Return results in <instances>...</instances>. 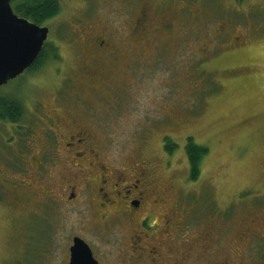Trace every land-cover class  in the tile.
Wrapping results in <instances>:
<instances>
[{"label":"rangeland","instance_id":"obj_1","mask_svg":"<svg viewBox=\"0 0 264 264\" xmlns=\"http://www.w3.org/2000/svg\"><path fill=\"white\" fill-rule=\"evenodd\" d=\"M60 3L61 13L43 24L51 29L47 48H54L55 61L40 66L33 76L27 74L19 79L24 81L20 84L24 91L17 89L18 92L33 93L45 107L51 108L56 104L53 92L58 90L66 96V103L70 102V111L99 134L105 144V155L118 156L123 161L143 152L152 164H160L164 179L167 182L171 176L173 179L166 202L179 200L180 208L193 211L190 220L194 227L198 222L207 223L209 209L217 213L227 205V213L232 214L228 223H235L243 204L261 202L264 0H60ZM141 7L152 10V15L150 30L133 40L143 49L140 53L145 51L133 56L135 72L129 74L132 67L126 70L122 65L118 71L109 62L106 75L108 79H121L119 88H102L104 93L73 88L77 74L71 68L80 63L74 50L80 43L79 26H86L90 37L101 32L104 25L108 30L124 33ZM165 20L176 28L172 34L161 31V22ZM63 76L69 85L62 83ZM57 83L59 87L55 86ZM41 116L40 110L32 114L28 122L33 123L31 131L38 132L44 125ZM12 135L7 129L0 131V264H66L72 243L68 235L78 229L73 225L76 215L63 216L56 224L59 227L49 228L38 213L35 215L29 208L18 207L9 200L11 190L25 188L21 179L25 182L32 179L26 175L28 165L25 167L16 159L20 155L15 156L18 147ZM190 137L207 148L197 181L189 177L186 146ZM162 149L171 155L167 157ZM168 159L171 171L163 168ZM222 220L213 218L215 230L224 224ZM115 227L96 224L88 208L87 223L82 227L86 231L82 232L93 245L110 249L107 242L125 234ZM228 227L232 230L223 241H215L209 261L252 264L254 260L250 257L224 259L219 255L220 244L228 251H235L239 244L244 246L236 239L238 226ZM47 231L54 233L50 240L43 237ZM200 243L197 241V245Z\"/></svg>","mask_w":264,"mask_h":264},{"label":"flooded vegetation","instance_id":"obj_2","mask_svg":"<svg viewBox=\"0 0 264 264\" xmlns=\"http://www.w3.org/2000/svg\"><path fill=\"white\" fill-rule=\"evenodd\" d=\"M14 1L11 0L14 12L34 22L15 8ZM151 13L149 8L141 7L124 33L108 30L104 25L101 32L90 37L87 36V27L80 25L77 29L80 43L74 48L80 63L71 68L77 74L73 88L87 89V92L119 88L121 79H108L106 68L110 62L118 71L122 65L124 69L132 67L129 74L135 72L133 56L145 51L140 53L143 49L133 40L150 30ZM160 29L172 34L176 28L170 20H165L161 22ZM50 33L32 65L16 78L0 85V131L7 129L12 132L18 147L15 156L20 155L21 158L16 159L25 167L28 165L26 175L32 177L27 182L21 179L25 188L11 190L9 193L13 195L9 200L18 207L29 208L33 214L38 213L49 228L58 226L56 224L63 216L76 215L73 225L78 229L68 235L72 243L66 264H70L71 247L76 237L89 244L99 264H230L228 260L209 261L213 257L210 255L215 241L226 238L232 230L228 227L230 225L238 226L236 239L244 246L239 244L235 251H228L224 244H220L219 255L224 259L250 257L254 260L252 264H264V196L259 203L250 201L243 204L235 223H228L232 214H228L227 205H223L217 213L209 209L205 217L207 223L198 222L194 227L190 220L193 211L180 208L179 200L166 202L173 179L172 176L169 182L164 179L160 164H152L148 161L150 157L143 152L136 158L130 156L123 161H119L118 156L105 155V144L99 134L70 111V102L66 103L65 95L58 90L53 92L56 104L51 108L45 107L35 94L23 95L17 91H24V86L20 87L24 81L19 79L27 74L33 76L41 68L38 67L41 54L45 53L43 64L50 60L53 62L51 48H47ZM64 79L63 76L62 83L69 85ZM124 80L126 77L122 78ZM59 85L55 84L56 87ZM81 93L86 92L81 90ZM36 110L41 111L44 121L38 132L31 131L33 123H28ZM5 113L9 116L4 118ZM164 154L169 157L171 152L166 150ZM170 162L168 159V165L163 166L165 170H172ZM88 208L96 224L109 229L116 226L125 232L107 242L110 249L101 244L93 245L84 238L82 227L87 223ZM245 212L250 213L242 216ZM217 217L222 218L224 224L215 230L211 221ZM47 232L43 237L52 239L54 233ZM197 241L201 243L197 245Z\"/></svg>","mask_w":264,"mask_h":264},{"label":"water","instance_id":"obj_3","mask_svg":"<svg viewBox=\"0 0 264 264\" xmlns=\"http://www.w3.org/2000/svg\"><path fill=\"white\" fill-rule=\"evenodd\" d=\"M50 27L18 16L11 0H0V85L16 78L37 59ZM70 264H99L89 244L74 239Z\"/></svg>","mask_w":264,"mask_h":264},{"label":"trees","instance_id":"obj_4","mask_svg":"<svg viewBox=\"0 0 264 264\" xmlns=\"http://www.w3.org/2000/svg\"><path fill=\"white\" fill-rule=\"evenodd\" d=\"M14 2L17 10L32 18L38 24H44L48 20L56 18L62 10L60 0H15ZM54 47L57 49L56 46ZM53 50L54 48H51L50 54H52ZM44 54L39 57L38 67L44 63ZM6 116L9 115L5 113L3 117L5 118ZM187 142L186 152L190 164L189 177L190 180L197 181L201 175V166L207 153V148L196 143L193 137H190Z\"/></svg>","mask_w":264,"mask_h":264}]
</instances>
